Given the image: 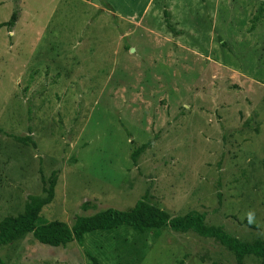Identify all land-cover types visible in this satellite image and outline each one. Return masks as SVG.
Segmentation results:
<instances>
[{
	"label": "rangeland",
	"instance_id": "374dc122",
	"mask_svg": "<svg viewBox=\"0 0 264 264\" xmlns=\"http://www.w3.org/2000/svg\"><path fill=\"white\" fill-rule=\"evenodd\" d=\"M84 1L0 0V23L16 13L0 27V220L56 172L42 223L70 227L143 197L168 217L197 211L241 242L263 239L264 0ZM91 258L235 264L212 239L169 229L64 247L24 234L0 247L3 264Z\"/></svg>",
	"mask_w": 264,
	"mask_h": 264
},
{
	"label": "trees",
	"instance_id": "16d2710c",
	"mask_svg": "<svg viewBox=\"0 0 264 264\" xmlns=\"http://www.w3.org/2000/svg\"><path fill=\"white\" fill-rule=\"evenodd\" d=\"M260 12V10H259ZM165 26L169 32L177 34L168 20V14L163 11ZM16 20V13L12 12L6 22L0 27H12ZM14 140L23 143L28 140L14 137ZM147 143L135 147L129 157L132 162L142 152ZM42 196L29 195L23 205L22 212L16 216H5L0 220V247L12 243L24 234H30L39 244L50 247H64L70 242L81 245L84 235L95 232H110L117 228H129L135 232H149L158 234L160 230L169 229L176 233L190 232L196 236L212 239L231 253L235 264H243L247 256L253 257L258 264H264V238L251 242H241L228 235L219 226L207 225L204 214L189 211L180 216L168 217L158 207L147 203L142 197L133 206L126 210L106 209L90 216L76 217L70 227L59 221L40 222L38 217L40 209L53 199L56 172H51L45 180L40 176ZM93 264H97L91 258ZM179 261L178 264H181ZM0 264H3L0 262Z\"/></svg>",
	"mask_w": 264,
	"mask_h": 264
},
{
	"label": "clouds",
	"instance_id": "9594fccd",
	"mask_svg": "<svg viewBox=\"0 0 264 264\" xmlns=\"http://www.w3.org/2000/svg\"><path fill=\"white\" fill-rule=\"evenodd\" d=\"M253 215H254V214H253L252 212H249V213L247 214L249 222L252 221Z\"/></svg>",
	"mask_w": 264,
	"mask_h": 264
},
{
	"label": "crops",
	"instance_id": "0c3cea01",
	"mask_svg": "<svg viewBox=\"0 0 264 264\" xmlns=\"http://www.w3.org/2000/svg\"><path fill=\"white\" fill-rule=\"evenodd\" d=\"M84 2H85V3H89V1H88V0H85ZM92 4H93V3H92Z\"/></svg>",
	"mask_w": 264,
	"mask_h": 264
},
{
	"label": "water",
	"instance_id": "95a60500",
	"mask_svg": "<svg viewBox=\"0 0 264 264\" xmlns=\"http://www.w3.org/2000/svg\"><path fill=\"white\" fill-rule=\"evenodd\" d=\"M131 51H132V49H131Z\"/></svg>",
	"mask_w": 264,
	"mask_h": 264
}]
</instances>
